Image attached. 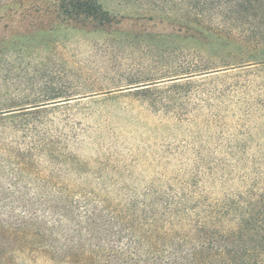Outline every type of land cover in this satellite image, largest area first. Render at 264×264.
<instances>
[{
    "label": "rangeland",
    "instance_id": "1",
    "mask_svg": "<svg viewBox=\"0 0 264 264\" xmlns=\"http://www.w3.org/2000/svg\"><path fill=\"white\" fill-rule=\"evenodd\" d=\"M211 1L98 0L112 18L99 26L62 22L56 0H0V167L33 146L56 154L26 158V201L70 193L112 212L182 202L192 218L204 206L228 225L259 218L264 38H227V8ZM10 180L0 174V192Z\"/></svg>",
    "mask_w": 264,
    "mask_h": 264
},
{
    "label": "trees",
    "instance_id": "2",
    "mask_svg": "<svg viewBox=\"0 0 264 264\" xmlns=\"http://www.w3.org/2000/svg\"><path fill=\"white\" fill-rule=\"evenodd\" d=\"M201 1L180 0L193 9ZM219 3L227 8L221 30L227 38L249 45L264 38V0ZM52 7L62 22L103 26L112 19L98 0H56ZM38 153L56 155L45 145L33 146L26 157L11 152L23 164L0 167V174L11 176L0 192V264H264V211L258 219L228 225L220 209L204 206L192 218L182 202L112 212L85 198L75 201L70 193L46 192L31 201L47 204H30L17 192V178L27 171L26 158Z\"/></svg>",
    "mask_w": 264,
    "mask_h": 264
}]
</instances>
